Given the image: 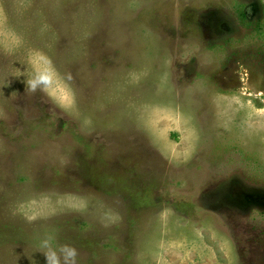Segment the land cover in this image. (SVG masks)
Returning <instances> with one entry per match:
<instances>
[{"label": "rangeland", "instance_id": "1", "mask_svg": "<svg viewBox=\"0 0 264 264\" xmlns=\"http://www.w3.org/2000/svg\"><path fill=\"white\" fill-rule=\"evenodd\" d=\"M49 235L264 264V0H0V264Z\"/></svg>", "mask_w": 264, "mask_h": 264}, {"label": "clouds", "instance_id": "2", "mask_svg": "<svg viewBox=\"0 0 264 264\" xmlns=\"http://www.w3.org/2000/svg\"><path fill=\"white\" fill-rule=\"evenodd\" d=\"M46 82L43 75H37L30 84L35 89ZM40 249L45 257V264H77V249L70 244H58L53 236H46L40 240Z\"/></svg>", "mask_w": 264, "mask_h": 264}]
</instances>
